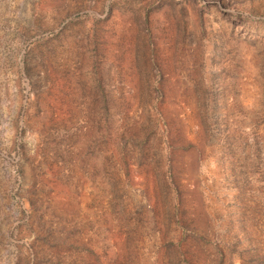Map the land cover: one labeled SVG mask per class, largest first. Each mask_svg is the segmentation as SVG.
<instances>
[{
    "label": "rangeland",
    "instance_id": "374dc122",
    "mask_svg": "<svg viewBox=\"0 0 264 264\" xmlns=\"http://www.w3.org/2000/svg\"><path fill=\"white\" fill-rule=\"evenodd\" d=\"M0 264H264V0H0Z\"/></svg>",
    "mask_w": 264,
    "mask_h": 264
}]
</instances>
